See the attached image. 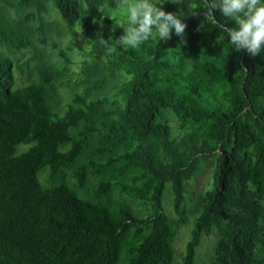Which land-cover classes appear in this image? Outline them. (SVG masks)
Listing matches in <instances>:
<instances>
[{
	"label": "trees",
	"instance_id": "1",
	"mask_svg": "<svg viewBox=\"0 0 264 264\" xmlns=\"http://www.w3.org/2000/svg\"><path fill=\"white\" fill-rule=\"evenodd\" d=\"M80 1L89 11L0 0V264H174L188 202L179 264H195L212 233L209 264H264V50L232 48L216 24L234 21L215 9L208 22L204 0L160 5L182 13L183 40L173 29L167 42L124 49L123 28L93 11L115 0ZM61 22L70 41L53 57ZM209 157V187L186 196Z\"/></svg>",
	"mask_w": 264,
	"mask_h": 264
},
{
	"label": "clouds",
	"instance_id": "2",
	"mask_svg": "<svg viewBox=\"0 0 264 264\" xmlns=\"http://www.w3.org/2000/svg\"><path fill=\"white\" fill-rule=\"evenodd\" d=\"M166 0H115L116 11L126 18V25L119 23L124 30L123 35L115 39L120 47L138 48L149 38L158 36L159 41L167 42L175 34L183 40L186 24L182 22V13L166 12L160 5ZM182 3L183 0H171ZM207 21H214L212 10L219 9L227 21H234L235 26L225 28L216 24L221 31L227 33L229 42L236 51L246 50L255 57L264 50V0H204ZM191 6V4H190ZM113 20V17L108 16ZM201 28L203 25L200 26ZM109 53L115 51V46L109 40H101Z\"/></svg>",
	"mask_w": 264,
	"mask_h": 264
},
{
	"label": "rangeland",
	"instance_id": "3",
	"mask_svg": "<svg viewBox=\"0 0 264 264\" xmlns=\"http://www.w3.org/2000/svg\"><path fill=\"white\" fill-rule=\"evenodd\" d=\"M78 8H79L81 13H85V12L89 11L88 7L80 0H78ZM93 11H94V13H104V14H107V15L113 17V23L116 26H119L117 24L123 23V21L126 19V18H122L116 11L113 10V6L108 5V4H106L103 7L94 6ZM46 16L48 18H57L58 19V14H57L56 10L54 8H52L50 4L48 7V12H47ZM61 24L63 27V29H62L63 34L61 36L55 38V40H51L50 46L46 47V49H45V53L51 52V55L53 57L54 56L56 57L55 53L58 54V50H59L60 46L63 47L66 45L67 42L70 41V36L68 34V30H66L64 23L61 22ZM73 46L75 47L76 45L73 44ZM23 53H24V55L29 54V52L27 50H24L22 52V54ZM60 93H61V96L63 97V99L68 98V91L67 90L62 89L60 91ZM167 120L172 125L176 124V119L172 116H169L167 118ZM20 147H23V145H21ZM213 166H214V157H209L205 161L201 162L200 169H199L198 173L191 180H189L186 183V190L184 192V194L186 196H188V194L190 192H202L207 187H209L210 182H211V173L213 170ZM46 171H47V169L44 168L38 174L40 180L42 181V183L44 185H48V183L45 180V175H44ZM170 197H171V194H169V193L165 194L162 206H163V210L165 211V213H167L169 216H173V211H172V208H171L170 203H169ZM128 202L133 208H135V211L137 212V214L140 217H144L149 212L150 207H148L149 209H146L145 205L141 202L134 201L131 199H128ZM188 207H189L190 212H191L189 215V218H188L186 224L182 225L179 228V231H178L177 236H176L175 241H174V249H175L174 264H179V262L182 258L185 244H186L187 240L190 238L191 229H192L193 223H194V218H195V213H196V205L194 202H188ZM216 238H217L216 233H212L208 236H206V235L202 236L200 244L196 248L195 264H209L210 258L213 256V253H214V245H215Z\"/></svg>",
	"mask_w": 264,
	"mask_h": 264
}]
</instances>
